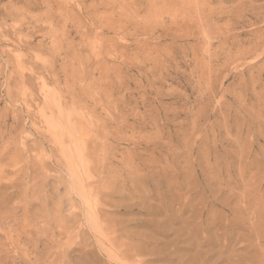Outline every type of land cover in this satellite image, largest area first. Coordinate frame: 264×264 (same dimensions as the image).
<instances>
[{
    "label": "rangeland",
    "instance_id": "rangeland-1",
    "mask_svg": "<svg viewBox=\"0 0 264 264\" xmlns=\"http://www.w3.org/2000/svg\"><path fill=\"white\" fill-rule=\"evenodd\" d=\"M0 264H264V0H0Z\"/></svg>",
    "mask_w": 264,
    "mask_h": 264
},
{
    "label": "bare ground",
    "instance_id": "bare-ground-1",
    "mask_svg": "<svg viewBox=\"0 0 264 264\" xmlns=\"http://www.w3.org/2000/svg\"><path fill=\"white\" fill-rule=\"evenodd\" d=\"M62 121V120H61ZM52 127V126H51ZM55 129V128H54ZM65 130V129H64ZM57 133V132H56ZM60 132H58V134H59ZM63 146V145H62ZM259 250V249H258Z\"/></svg>",
    "mask_w": 264,
    "mask_h": 264
}]
</instances>
